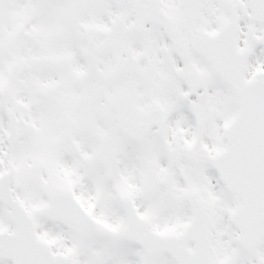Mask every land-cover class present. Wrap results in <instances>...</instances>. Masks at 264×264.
I'll use <instances>...</instances> for the list:
<instances>
[{
    "label": "snow or ice",
    "instance_id": "obj_1",
    "mask_svg": "<svg viewBox=\"0 0 264 264\" xmlns=\"http://www.w3.org/2000/svg\"><path fill=\"white\" fill-rule=\"evenodd\" d=\"M0 264H264V0H0Z\"/></svg>",
    "mask_w": 264,
    "mask_h": 264
}]
</instances>
